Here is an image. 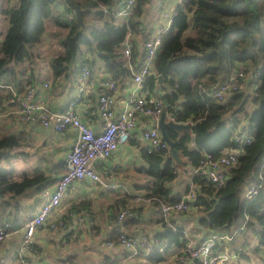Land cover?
Segmentation results:
<instances>
[{"label": "trees", "instance_id": "16d2710c", "mask_svg": "<svg viewBox=\"0 0 264 264\" xmlns=\"http://www.w3.org/2000/svg\"><path fill=\"white\" fill-rule=\"evenodd\" d=\"M70 1L81 10L84 28L64 0H14V4L5 0L0 9V15L8 22V28L0 34V81L4 85L17 93L35 88L38 80L35 74H25L26 69L20 66L30 58L31 47L45 38L49 20L65 31L60 39L64 54L49 60L54 80L58 77L67 80L70 67L78 78L85 64L91 76L96 60L90 57L95 54L109 77L123 86L130 79L122 54L128 34H132L131 63L135 69L142 65L144 41L155 31L153 25L147 27L144 21L152 0H135L132 14L119 23H115L111 12L121 0ZM237 69L244 72L242 87L221 100L215 98L219 86ZM150 70L152 75L145 78L143 90L162 99L166 117L189 125L188 129L167 130L179 162L171 157L169 146L150 152L145 148V171L153 178L148 196L154 200L156 213L161 215L163 203L178 200L166 199L169 192L166 184L175 179V169H183L185 165L196 169L206 154L215 159L224 151L240 149L236 164L226 169L227 179L220 187L201 172L192 171L196 198L191 207L199 212V225L204 229L225 233L239 230L240 234L228 244L235 246V252L237 245H241L242 257H247V250H264V0H186L172 17L169 29L161 35ZM158 75L162 77L160 84ZM0 94L5 100L11 95L4 88ZM236 129L252 136L251 143L234 142L232 135ZM24 140L25 136L18 133L0 136V213L8 206L9 196L20 195L30 187L41 192L52 181L44 174L26 172L23 174L27 176L17 181L9 163L2 164L10 150ZM64 167L58 164L56 168ZM250 188L255 193L247 196ZM160 199L164 202L159 203ZM110 208L115 225L107 243L117 244L121 233L137 240L124 231L125 224L133 219L131 207L116 200ZM123 210L129 214L118 222ZM75 212L68 211L65 216ZM65 216L59 217L56 223L61 225L55 230L65 228ZM162 221L164 230L155 239H165L183 248L188 240L184 230L170 226V220ZM143 238L148 243L137 245V252L143 254L147 250L145 257L160 261L163 249L149 245V236L137 241ZM32 248L35 249L34 244Z\"/></svg>", "mask_w": 264, "mask_h": 264}, {"label": "crops", "instance_id": "0c3cea01", "mask_svg": "<svg viewBox=\"0 0 264 264\" xmlns=\"http://www.w3.org/2000/svg\"><path fill=\"white\" fill-rule=\"evenodd\" d=\"M159 0L151 6H147L144 15L145 25L155 28L156 22L160 21V11L157 8ZM155 10V11H154ZM155 12V14H154ZM143 19V18H142ZM5 30L1 31V35ZM44 70L48 72V78L38 79L34 83L35 98L45 97L43 83L50 85V98L48 107L52 111H64L69 102L77 96V76L70 67L67 80L62 77L54 80L50 66L45 65ZM88 80L85 91L79 95V100L75 104V111L81 120L88 123L94 130L102 129V123L98 114L97 97L101 88L99 82L108 75L101 63L95 65ZM33 72L31 68L26 69L25 74ZM34 73V72H33ZM71 77V78H70ZM131 79L126 83L118 85L114 95L115 108L121 110L127 98V92L131 87ZM4 85L0 81L1 86ZM6 91V89H4ZM4 92V91H3ZM2 92V93H3ZM98 98V97H97ZM13 108L6 103L0 94V136L4 134H23L24 144L10 150L9 167L13 173L24 166L18 160L23 157L28 150L39 152L38 160L34 163L32 171H23L32 174H44L51 177L52 181L45 188L52 190L55 180L62 175L65 167L56 168L58 164L65 165L67 154L70 151L75 138L74 131L68 129L55 132L51 128H43L38 125L18 124L13 113ZM168 120V117H166ZM146 124L141 120L138 127L132 130L130 138L125 144L118 147L117 151L108 159L96 161L94 170L100 175L101 183H94L89 179L74 182L64 194L59 207L48 217V223L55 217L68 215L69 212L79 211L65 216V228L52 230L48 228V223L40 226L35 233V249L24 253L29 264H108L115 261L116 264H190L187 260H178L181 257V247L165 239H155L156 234L164 230L162 216L156 213V208L148 196L149 186L153 178L145 169L147 163L144 159L146 145L141 139V133ZM192 145V143H191ZM16 153V155H13ZM27 168V167H26ZM190 165L176 170V177L166 184L169 192L166 199L181 198L189 189L196 188L192 183V170ZM63 172V173H62ZM62 173V174H61ZM16 197V196H15ZM15 197L9 196V204L4 213H0V221L9 220L13 227V234L0 245V259L3 264H18L15 259V251L19 245L24 222L35 214L42 198L40 192L27 195L25 199V212L18 208L11 209ZM116 200H121L122 205L128 204L132 209V220L125 224L124 231L139 240L143 236L150 237L149 245L155 244L159 249H163V258L160 261H153L145 257L140 252L135 254L126 251L120 245L107 246V241L111 234L115 222L112 219L113 211L110 206ZM159 203L164 200H158ZM86 202L85 205H79ZM79 205V206H77ZM77 206V208H76ZM199 212L193 207L184 213H172L168 220L172 227H179L184 230L185 237L195 241V243L206 238L212 231L204 229L199 225ZM166 223L168 221H165ZM217 232V231H215ZM158 241V242H157ZM231 244V243H230ZM237 245V244H236ZM224 246V248H220ZM222 251L230 254L228 264L233 258L242 257L239 251L243 250L241 245L235 246L228 243H220L218 246ZM245 250V249H244ZM230 251V252H229Z\"/></svg>", "mask_w": 264, "mask_h": 264}, {"label": "built area", "instance_id": "2783aa9c", "mask_svg": "<svg viewBox=\"0 0 264 264\" xmlns=\"http://www.w3.org/2000/svg\"><path fill=\"white\" fill-rule=\"evenodd\" d=\"M184 2L186 0L158 1L157 8L160 11V21L156 22L154 33L144 41L145 57L138 69H135L131 63L132 54L129 39L132 34L126 36L122 54L125 65L130 72L131 87L127 92L123 108L118 111L115 108L114 99L118 85L109 77V74L100 80L101 92L98 94L97 102L98 114L102 123L101 130L96 131L88 123L83 122L74 109L79 100V95L83 93L82 91L88 84L90 72L86 64L82 67L77 78V96L61 112L52 111L48 107L50 98V85L48 83H43L45 97L42 99L35 98V88L32 87L24 93H17L9 85L1 86L11 93L6 103L13 108L18 124L38 125L43 128H51L55 132L70 129L75 133L74 141L66 157L64 173L55 180L52 190L44 188L40 192L42 204L38 211L24 222L22 236L15 251V259L18 264H29L25 260L24 253L33 250L36 230L44 223H48V217L59 207L64 194L71 185L83 179L101 183L100 175L93 168L94 163L111 157L120 145L128 141L132 130L138 127L141 120L146 124L141 133V139L148 152L168 148V145L162 141L158 129L160 115L164 113L163 101L157 94L143 90L142 83L146 77L152 75L150 67L153 57L160 47L161 35L169 29L172 17L177 9L183 6ZM134 4L135 0H121L111 12L115 23L126 21L132 14ZM244 78L243 71L234 70L226 82L219 86L215 92V98L221 100L227 93L241 88ZM168 121L174 120L172 117H168ZM232 139L239 145H247L251 143L252 136L236 129ZM239 152L240 149L227 150L215 159L206 154L199 166L193 169V172H201L212 183L220 187L227 179L226 169L236 164ZM253 193L255 191L250 188L246 195L250 196ZM195 198V190L189 189L177 201L163 203L161 205L162 219L167 221L172 213L189 211ZM128 214L127 210H123L118 217V222ZM58 219L59 216L48 223L50 229L55 230L61 225L60 222L56 223ZM12 234L11 224L4 220L0 224V245ZM239 234V230H233L231 233L212 232L197 243L188 239L181 249L182 255L178 260H187L190 264H228L230 254L227 251H222L218 246L220 243L230 242L233 236ZM147 243V238L137 241L121 233L118 236L117 245L135 254L137 253V245L146 246ZM114 245V242L107 243L109 247ZM145 254L147 255V250H145ZM3 263L4 260L0 259V264ZM108 264H116V262L112 261Z\"/></svg>", "mask_w": 264, "mask_h": 264}, {"label": "rangeland", "instance_id": "374dc122", "mask_svg": "<svg viewBox=\"0 0 264 264\" xmlns=\"http://www.w3.org/2000/svg\"><path fill=\"white\" fill-rule=\"evenodd\" d=\"M14 0H12V3ZM156 2V0H152L150 3L151 6ZM5 0H0V9L5 6ZM14 4V3H13ZM155 11V10H154ZM155 14V12H154ZM8 28V22L7 20L0 15V34L2 30H5ZM65 31L61 30L60 28L53 25V23L49 20L48 21V28L45 38L43 37L41 42L39 44H36L31 47V55L26 62L21 64L23 69L31 68L36 74L37 78L39 79H46L48 78V72L44 70L45 65L49 64V60L58 55L64 54V49L62 46H60V39L63 36ZM45 40V41H44ZM90 57V55H89ZM91 60L95 59L96 63L99 64V60L97 56L94 54L92 57H90ZM21 70V69H19ZM50 71L53 72L54 69L50 66ZM85 89L82 91L84 92ZM24 144V142L22 143ZM39 152L28 150L27 154L23 157H18V160L21 162V164L24 166L22 169H17L14 171L13 178L17 181L23 179L25 176L23 174V171H32L34 163L38 160ZM9 156H6L5 161L2 162V164L7 165L9 163ZM11 162V160H10ZM9 167V166H8ZM27 167V168H26ZM228 169V168H227ZM36 190L33 187L27 188L23 193L20 195H16L15 200L13 201L11 205V209L13 211H16V209L20 208L25 212V199H27V195L29 194H36ZM39 194V192H38ZM195 209V208H194ZM214 232V231H212ZM211 232V233H212ZM177 259H180L179 257H176ZM233 264H264V250H260L258 252H253L251 250H247V257H239L236 259L230 260Z\"/></svg>", "mask_w": 264, "mask_h": 264}, {"label": "water", "instance_id": "95a60500", "mask_svg": "<svg viewBox=\"0 0 264 264\" xmlns=\"http://www.w3.org/2000/svg\"><path fill=\"white\" fill-rule=\"evenodd\" d=\"M64 1L67 4V6L70 7L74 11L75 16L77 17V19L79 20V22L82 25V28H84V26L82 24V19H81V10L79 9V7L72 4V2L70 0H64ZM157 80H158V84H160L162 82L161 75L157 76ZM169 128L175 129V130H182V129H188L189 125L184 124V123H177L174 121H168V120H166V115L164 113H162L160 115V118H159L158 129H159L160 134H161V139L163 142H165L169 146L171 157L176 162H179L180 159H178L177 152L174 148V143L172 140H170V138L167 135V130Z\"/></svg>", "mask_w": 264, "mask_h": 264}]
</instances>
